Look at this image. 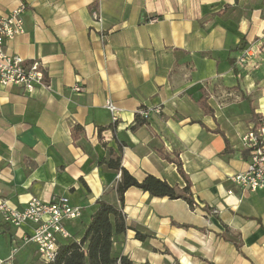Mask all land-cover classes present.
Returning a JSON list of instances; mask_svg holds the SVG:
<instances>
[{"label": "crops", "instance_id": "obj_1", "mask_svg": "<svg viewBox=\"0 0 264 264\" xmlns=\"http://www.w3.org/2000/svg\"><path fill=\"white\" fill-rule=\"evenodd\" d=\"M20 6L25 31L6 49L37 60L48 88L0 86V202L23 210L31 198H68L81 209L66 222L78 242L98 201L120 207L111 157L137 181L185 187L163 151L179 159L193 203L127 189V228L112 256L264 264V190L229 179L250 160L241 139L264 122V0H0V17ZM33 228L8 225L0 212V259L15 249L14 264H43L24 241Z\"/></svg>", "mask_w": 264, "mask_h": 264}, {"label": "built area", "instance_id": "obj_2", "mask_svg": "<svg viewBox=\"0 0 264 264\" xmlns=\"http://www.w3.org/2000/svg\"><path fill=\"white\" fill-rule=\"evenodd\" d=\"M24 7L20 6L11 14L0 17V86L19 87L26 93H33L37 87L48 88L45 83L43 66L37 60H25L11 54L6 49V44L22 35L25 31L22 13ZM95 21L100 22L98 14L93 13ZM250 49L245 50L238 60L243 64L246 57L251 55ZM260 51L264 54V35ZM79 91V88H74ZM110 113L111 120H117L118 109L110 100L104 105ZM158 112V111H156ZM144 118L148 113L139 112ZM243 146L249 152L250 160L247 168L240 173L230 176V181L244 192L255 193L264 190V122L259 121V126L252 128L241 139ZM228 194H231L229 191ZM0 212L3 221L11 226L20 227L23 224L34 225L31 236L24 239L35 244L37 254L43 264L54 262L57 257L60 243L70 240L66 222L78 219L81 209L72 206L66 197H54L50 201L31 198L23 210H16L5 202H0ZM15 249L5 259H0V264H14Z\"/></svg>", "mask_w": 264, "mask_h": 264}, {"label": "trees", "instance_id": "obj_3", "mask_svg": "<svg viewBox=\"0 0 264 264\" xmlns=\"http://www.w3.org/2000/svg\"><path fill=\"white\" fill-rule=\"evenodd\" d=\"M259 123L254 120V128ZM168 162L174 163L183 180L185 187L180 189L170 186L163 180L147 175L142 181L133 178L121 165L120 155L113 156L107 165L119 171L120 177L116 185L117 199L120 207L113 206L104 201L97 202V210L91 216L90 222L81 237L76 241L60 243L59 251L54 262L48 264H131L125 259L117 260L112 256L113 237L126 231L125 218L122 213L124 193L129 188H137L147 192L151 197L168 198L169 200L181 199L192 205L190 182L182 171L178 158L170 159L169 154L159 151ZM140 239L143 235L136 233Z\"/></svg>", "mask_w": 264, "mask_h": 264}]
</instances>
